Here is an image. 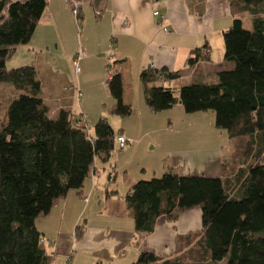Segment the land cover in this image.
Here are the masks:
<instances>
[{"label":"trees","instance_id":"obj_1","mask_svg":"<svg viewBox=\"0 0 264 264\" xmlns=\"http://www.w3.org/2000/svg\"><path fill=\"white\" fill-rule=\"evenodd\" d=\"M47 5L48 0H0V82L11 83L18 92L0 126V264L52 263L35 219L47 214L57 198L79 192L96 170L95 161H109L121 134L105 116L93 132L85 120L78 125L81 115L70 109L51 117L35 67L6 66L16 49L31 41ZM230 8L233 19L222 33L223 58L233 66L219 71L216 82L194 81L176 91L164 82L179 73L154 67L143 69L139 79L151 111L177 103L186 113L210 110L214 126L239 138L243 150L235 148L233 160L222 161L219 176L166 170L133 183L125 201L136 231L150 234L157 218L175 223L180 211L194 207L200 208L201 228L178 236L172 255L143 249L132 264H264V0H230ZM244 13L251 17L248 29ZM208 50L207 44L197 47L188 63L208 61ZM119 64L112 62L114 74L106 82L114 100L109 112L126 118L132 107L123 100ZM82 234L78 225L76 238Z\"/></svg>","mask_w":264,"mask_h":264},{"label":"crops","instance_id":"obj_2","mask_svg":"<svg viewBox=\"0 0 264 264\" xmlns=\"http://www.w3.org/2000/svg\"><path fill=\"white\" fill-rule=\"evenodd\" d=\"M71 1L54 0L51 3L48 0L29 42L32 45L27 48V55L38 50L48 51L46 41L43 44L35 43L37 29L42 25L55 30L53 38L49 39L55 47L61 44L64 49V33L61 32L71 26L73 17L77 26L81 20L84 24L86 34L80 33V39L85 34L84 43L78 41L77 51V46L64 50L62 59L66 65L73 64L82 50L83 56L79 61L85 68L86 80L76 74V85L71 95L67 96H62L60 92H42L41 85V96L49 107V115L53 117L59 109L67 108L72 112L76 110L85 119L86 108L74 103L77 91L81 92L82 89L88 94L97 87L106 98L111 97L105 83L106 67L120 60L118 68L123 83V100L131 105V115L136 110L139 112L140 129L133 132L125 124L119 132L133 142L116 154L114 150L107 163L96 160V170L90 171L81 190H72L54 200L50 211L39 215L34 225L41 234L43 248L52 256L51 264H62L68 255L70 264H132L143 249L153 251L158 256H170L174 253L178 236L201 228L200 208L180 211L175 223L164 216L157 218L150 234L136 231L125 198L133 183L143 175L131 176L128 163L136 146L148 134L158 128L168 134L178 132L189 116L180 103L163 111H151L144 100L139 74L147 67L177 71L178 78L164 82L176 91L181 85L194 81L216 82L219 71L233 66L223 58L222 38L223 31L233 19L230 0H74L81 4L79 21L71 10ZM97 11L100 12L99 16L96 15ZM154 11H158L163 18L154 16ZM92 19L96 26L90 29ZM162 27L168 31L164 32ZM29 43L19 46L16 51H25ZM205 44L209 46V60L189 64L188 60L195 49ZM176 116L184 118L183 124L175 125ZM183 137L164 136L160 140L149 137L151 148L159 147L157 168L152 173L170 170L180 175H204L208 170L211 172L209 175L207 173L208 176H219L223 158L220 150L185 147L189 145V139ZM142 170L145 171V168ZM117 181L121 185L117 189H109L110 183L117 184ZM125 189L127 191L123 195ZM112 190L115 191L112 193ZM78 225L83 226L79 239L76 238Z\"/></svg>","mask_w":264,"mask_h":264},{"label":"rangeland","instance_id":"obj_3","mask_svg":"<svg viewBox=\"0 0 264 264\" xmlns=\"http://www.w3.org/2000/svg\"><path fill=\"white\" fill-rule=\"evenodd\" d=\"M53 1L54 0H51V3ZM85 4L88 5L87 3ZM241 18L243 20V26L247 29L250 28V14L244 13ZM42 26V28L37 29L38 37L36 36L35 43L43 44L46 41L49 44L48 51L38 50L34 51L33 54L27 55V48L32 45V43H29L30 45H27V47H25V51H23L24 49H19L21 51H16V54H14L13 57H11L7 61L6 66L8 68H15L18 67V63H24V65L31 64L35 67L37 72V78L42 83V92L47 91L50 94L54 92H60L59 94H61L62 96L71 95V93L73 92V87L76 85V74H80V78H82L84 81L86 80V75L84 74L85 68L83 66V63L79 61V71L76 72L75 66L72 63H69L67 65L64 64L62 56L64 50L68 51L71 47L73 48L74 46H77L78 41H83L84 43V38L86 34L84 24L81 20V23H79V26H77L73 17L71 26L66 28L65 32H61L64 33L63 40H65L64 46L66 47L64 49H62L61 44H59L57 47L52 44L51 39L53 38L54 33H56L55 30L52 28L48 29V27H45V25ZM94 26H96V23L95 20L92 19L90 29ZM84 32L85 34L83 35L82 39H80V33L83 34ZM83 43L82 45H84ZM78 46L76 48V51L78 50ZM84 50L87 53L88 50L85 47ZM98 89L99 88L95 87L90 90L88 94L84 93L81 89V97L79 98V100H77L76 98L74 99L75 104L80 103L83 108H86V111L84 110V120L87 123L89 131L93 132V127L96 121L99 119L100 116H105L111 127L114 129L115 133H117L119 130H123V126L125 124H127L128 127H131V130H133V132H137L140 129V127H138L139 112L136 110L135 112H133L131 117L126 118H121L115 114L110 113L109 109L114 101L111 97L106 98L100 90L98 91ZM17 94L18 92L14 89L11 83L0 82V126L2 122L5 121L6 107L9 100ZM74 113L77 114L78 112H76L75 110ZM187 116H189V119L187 122H184V124L182 121L184 118L182 116L174 117L175 125H178L176 123L183 124L180 126V130H178V132L168 134L161 128H158V126L156 125L155 127L158 129L153 131L152 134H148V136L143 138L140 144L136 146V149L133 152V155L130 157L128 163V169L130 171L131 176L136 177L139 174L143 175L136 181L148 180L151 177H159L162 175V173L159 171L155 172V174L152 173L153 171H156L157 168L156 166L158 160L159 147L157 146L156 148H151L152 144L148 143L150 136L154 137V139L156 140H160L164 136H184L189 139V145H186L185 147H193L195 149L204 150H213L214 148L217 150L219 149L220 154L222 153V161L227 163H230L233 160L232 155L234 153L235 148L243 150V142L238 141L239 138L231 139L228 137L225 130L217 129L214 126V113L212 111H198L188 113ZM137 137L140 138L139 136ZM186 138L185 143H187ZM243 138L247 137H242L241 139L244 140ZM120 150L121 149H118L116 147L114 151L115 154ZM262 162H264V155L262 157ZM143 168H145V171L142 170ZM207 171L204 175H207V173L209 175V173H211ZM118 185H121V182L117 181V184L110 183L109 189H117ZM118 190L119 192L122 191L121 186H119ZM126 191L127 190L125 189L123 195H125ZM82 203L84 206V199H82ZM92 203L93 202L91 201V204ZM84 216L86 217V214H84ZM218 264H225V262L223 261Z\"/></svg>","mask_w":264,"mask_h":264},{"label":"built area","instance_id":"obj_4","mask_svg":"<svg viewBox=\"0 0 264 264\" xmlns=\"http://www.w3.org/2000/svg\"><path fill=\"white\" fill-rule=\"evenodd\" d=\"M66 1H70V0H66ZM71 10H72L74 16H75L76 18H78L79 15H80V10H81V4H80V2L72 0V1H71ZM96 15H100V12L97 11V12H96ZM153 15H154V16H158L160 19L163 18V17L159 14L158 11H154V12H153ZM162 30H163L164 32H167V31H168L166 27H162ZM82 56H83V51L80 50V51L78 52V54L76 55L74 61H73V65L75 66V70H76V72L79 71V60L81 59ZM113 74H114L113 67H112L110 64L107 65V67H106V75H105V83H106L108 80H110V79L112 78ZM76 97H77V100H79V98L81 97V92H80L79 90H78L77 93H76ZM77 124H78V125H83V124H84V120H83V118H80V120L77 122ZM130 142H131V139H130L129 137L123 135V134H118V135L116 136V147H117L118 149H123V148L126 147L128 144H130ZM62 264H70V256H69V255L65 258V260L63 261Z\"/></svg>","mask_w":264,"mask_h":264},{"label":"bare ground","instance_id":"obj_5","mask_svg":"<svg viewBox=\"0 0 264 264\" xmlns=\"http://www.w3.org/2000/svg\"><path fill=\"white\" fill-rule=\"evenodd\" d=\"M109 64L112 66V63H109ZM80 117L83 118L82 115ZM83 120H84V118H83Z\"/></svg>","mask_w":264,"mask_h":264}]
</instances>
